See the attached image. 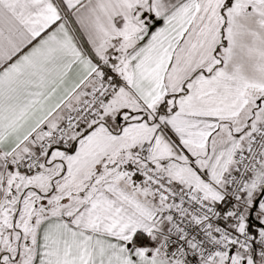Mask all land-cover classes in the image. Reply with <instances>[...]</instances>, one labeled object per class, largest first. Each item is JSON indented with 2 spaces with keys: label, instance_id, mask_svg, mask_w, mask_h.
Here are the masks:
<instances>
[{
  "label": "snow or ice",
  "instance_id": "1",
  "mask_svg": "<svg viewBox=\"0 0 264 264\" xmlns=\"http://www.w3.org/2000/svg\"><path fill=\"white\" fill-rule=\"evenodd\" d=\"M0 264H264V0H0Z\"/></svg>",
  "mask_w": 264,
  "mask_h": 264
}]
</instances>
